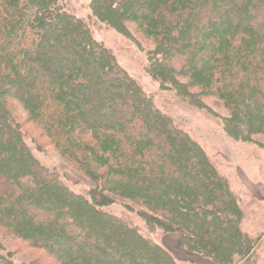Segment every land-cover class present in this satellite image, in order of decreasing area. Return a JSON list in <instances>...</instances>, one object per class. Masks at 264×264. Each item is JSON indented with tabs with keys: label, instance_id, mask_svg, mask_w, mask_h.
I'll return each mask as SVG.
<instances>
[{
	"label": "trees",
	"instance_id": "1",
	"mask_svg": "<svg viewBox=\"0 0 264 264\" xmlns=\"http://www.w3.org/2000/svg\"><path fill=\"white\" fill-rule=\"evenodd\" d=\"M177 1L93 0L91 9L111 27L118 26L115 13L129 19L128 12L134 15L141 10L134 22L160 40L149 53L147 71L161 87L172 88L200 108L204 106L199 103L200 94L179 83L169 71L181 76L194 69L207 72L203 96L215 97L228 109L230 119L222 118L227 136L247 142L254 133L264 135V0H189L182 13L176 9ZM64 9L61 0H0V79L7 83L6 88L0 84V94L11 89L50 144L95 186L86 196L70 191L59 172L34 156L19 124L0 109V226L12 228L14 236L37 248L50 234L62 231L61 244L49 240L54 244L50 247L60 253L73 248L74 253L58 258V264H180L171 251L146 239L126 220L105 213L112 226L109 233L107 225L90 223L77 210L92 209L94 201L109 205L115 202L113 197H119L143 208L140 215L147 227L176 235L180 247L190 253L216 264H258L260 239L243 229V202L229 180L94 38L87 23ZM204 28L209 35L194 34ZM72 33L77 34L75 39ZM70 44L79 46L70 48ZM93 52L98 65L84 55ZM47 54V60L56 65L43 67L45 73L39 75L27 59ZM199 55L203 57L197 63ZM185 57L190 59L185 62ZM21 64L25 70L19 69ZM70 64L78 66L71 71L73 77L63 71L73 67ZM84 67L99 73L97 81L85 78L89 84L84 91L96 100L90 110L83 108L85 98L77 94L78 85H65L58 79L65 75L67 81L75 78L78 83ZM114 91L135 95L138 102L129 106H144L143 118L122 121L110 109L116 100ZM101 96L107 100H100ZM96 108H108L107 113ZM86 135L96 137L95 145L86 141ZM105 150L112 158L101 155ZM91 167L95 174L86 170ZM67 178L79 183L73 176ZM49 184L70 199L58 190L45 191ZM186 185L202 193V202L212 195L215 202L197 210L191 204L193 197L186 195ZM193 230L200 239L190 235ZM68 235L78 239L76 245ZM111 245L120 250L109 256L101 246ZM131 245L138 249L136 253L131 252ZM93 251L100 257H93Z\"/></svg>",
	"mask_w": 264,
	"mask_h": 264
},
{
	"label": "rangeland",
	"instance_id": "2",
	"mask_svg": "<svg viewBox=\"0 0 264 264\" xmlns=\"http://www.w3.org/2000/svg\"><path fill=\"white\" fill-rule=\"evenodd\" d=\"M92 1L93 0H61V4L64 6L66 12L74 14L87 23L94 38L112 52L118 64L140 85L143 91L152 98L154 104L161 109L162 112L169 115L179 128L187 132L191 138L203 148L207 156L215 162L219 172L229 180L233 191L239 195L243 202L242 208L245 210V216L242 221V227L251 237L260 239L261 245L258 249L259 257L257 260L258 264H264V135L254 133L250 137L251 140L247 142L236 141L227 136L223 130L222 118L230 119L231 116L228 109H226L215 97L203 96L206 86L204 77H206L207 72L203 71L198 73L197 69H194L187 76H181L175 73V71H169V75L174 76L179 83L183 82L187 84L191 91L200 94L199 103H203V107L199 108L192 106L189 102L181 98L172 88H162L160 83L157 82L147 71V67L149 66V53L153 52L158 47L160 42L159 37L152 38L140 23L134 22L137 21L136 18H138L143 12H141V10L135 11L133 15L130 11L127 13V15H131L129 19L115 13L113 20L116 22L115 24L118 25L117 27L121 26L126 28L121 30L119 29L120 27H111L98 20L93 15L91 9ZM132 1L137 3L140 0ZM188 4L189 0H178L176 2V9L182 13ZM132 15L133 20H131ZM51 34L52 37L54 35L55 37H58L57 34H53V32H51ZM194 34L196 36L198 35V37L205 34L209 35V30L206 28L202 30L198 29ZM76 36L77 34L72 33L71 38L75 39ZM74 46L79 45L73 44L69 47L71 48ZM81 46L84 47V44ZM78 48L80 49V53H83V48ZM191 51L194 52L195 49H191ZM84 55L92 65L100 64L95 52L90 54L85 53ZM205 55H209L208 51ZM49 56L50 55L47 54L40 59H35L31 56L27 60L32 63L36 68L37 74L40 75L45 73L44 68L47 67V65L50 67L56 65L55 62L47 60ZM202 57V55H199L196 62H201ZM188 59H190V57H185V62ZM70 66L73 67L63 68V71H68L71 74L70 76L73 77L71 71L78 66L77 64H70ZM19 67V69L25 70L23 64ZM81 72H83L82 74L84 77L78 83H76L75 78H70V80L67 81L65 75L59 76L58 79L62 83H66L65 85L71 83L78 85L77 87L79 91H77V94L85 98V105L83 108L85 110H90L91 108L96 107V100L84 91L85 86L89 84V81L85 78L91 77L94 81H97L99 73H92L87 67L81 68ZM0 84L1 88L7 87V83L3 79H0ZM7 90L8 92L6 94H0V109H5L7 111H5V113H7L5 115L12 119L16 124H19V127L25 135L26 143L32 150L34 156L44 165L59 172L70 191L86 196L89 189L91 187L94 188L95 184L91 182V180L82 176L70 163L67 162V160L64 159L57 149L50 144L48 138L42 134V131H40L35 123L32 122L22 100L16 97L11 89ZM114 94L116 100L110 109L116 111L115 113L122 121L133 119L141 120L143 118L142 113L147 111L144 106H129L131 102H138V98L135 95L128 93L124 96L115 91ZM99 99L107 100L104 96L99 97ZM96 109L99 111L101 110L102 113H107L108 108ZM152 120L153 122L151 125L155 123V119L153 118ZM85 137L89 144L95 145L94 141L96 137L94 135H86ZM138 151L143 153V150L140 148ZM84 153H87V151L84 150ZM101 155L107 158H112V154L106 150ZM86 170L95 174L92 172V167L87 168ZM95 170L98 171V169ZM22 171L25 172V170ZM67 175L73 176L79 183L70 182ZM153 184L156 185V182ZM45 188V191L47 190L52 193L57 192L58 190L63 197L67 200L70 199L66 193L55 186L51 187L49 184L45 186ZM184 189L187 190V196L190 198L193 197L191 204L192 206L194 205L197 210L204 208L205 204L215 202L214 195H212L211 198H207L205 201L206 203H204L200 200L202 195L201 192L193 191V189H190L187 185L184 186ZM94 198H96V196ZM113 200L115 202L109 205H106L102 201L101 203L104 205L94 201L92 209L78 208L77 210L84 215L88 222L96 223V225L99 223L107 225L105 227L109 230V233L111 232L112 226L110 225V221L105 218V213L126 220L131 226L137 228L146 239L156 240L159 244L171 251L174 257L176 256L177 258L179 257L182 259H187L188 257L190 259H196L198 257L197 254L190 253L181 248L179 245V239L176 235L164 234L161 230L147 227L140 215V211L144 210L143 208L137 207L133 203L125 201L119 197H113ZM53 214L57 215L59 212L54 211ZM158 217H161L160 214ZM37 220L40 221L39 219ZM166 221L173 224L171 220ZM174 225L177 224L174 223ZM108 226L109 228H107ZM190 229L191 228H188V231H190ZM192 232L193 233H190V235L193 238L198 239L201 237L197 231L193 230ZM41 234L42 233H37V235ZM68 236L74 237V235ZM63 238H65V235L62 231H55V233L50 234L49 239L46 241L45 239L42 240L44 245L41 243L40 247L37 248L31 246L27 239L14 236L12 228L10 229L0 226V253L4 256L3 258H0V264H58V258L74 253L73 248H68V250L60 253L54 251L52 247H50L54 244L50 245L51 243L49 240L54 241L53 243L61 244ZM77 240L78 239L74 237L73 243L75 245ZM201 242L202 244L204 243L202 238ZM106 247L104 248L101 246V249L109 256L117 254L120 250L117 245ZM130 247H132V253L138 251V249L132 245ZM175 247L183 249L184 254L180 253ZM99 254L100 253H97L96 251L92 252V256L95 258L100 257ZM178 260V263L180 264L192 263L180 259Z\"/></svg>",
	"mask_w": 264,
	"mask_h": 264
},
{
	"label": "crops",
	"instance_id": "3",
	"mask_svg": "<svg viewBox=\"0 0 264 264\" xmlns=\"http://www.w3.org/2000/svg\"><path fill=\"white\" fill-rule=\"evenodd\" d=\"M166 245V244H165ZM166 247H168V246H166ZM175 248H177V247H175ZM178 249V251L180 252V253H183L184 254V252H183V249H181V248H177ZM186 254V253H185ZM198 255V254H197ZM196 255V256H197ZM175 258H176V260L177 261H179L178 259H180V260H182V261H189V262H192V264H216V263H214L213 261H211V260H209V259H207V258H204V257H202V256H200V255H198V257L196 258V259H190L189 257L187 258V259H182V258H177L176 256H175Z\"/></svg>",
	"mask_w": 264,
	"mask_h": 264
}]
</instances>
